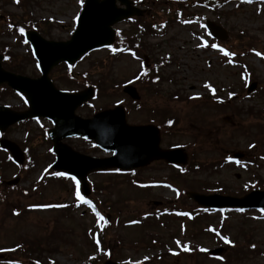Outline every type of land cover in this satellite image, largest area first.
I'll use <instances>...</instances> for the list:
<instances>
[{
    "label": "rangeland",
    "instance_id": "obj_1",
    "mask_svg": "<svg viewBox=\"0 0 264 264\" xmlns=\"http://www.w3.org/2000/svg\"><path fill=\"white\" fill-rule=\"evenodd\" d=\"M144 1L152 3V16L139 24L146 27V22L156 29L149 26L151 32L143 35V46L138 44L144 48L139 49L141 58L131 51L115 55L117 48L100 50L71 68L76 81L65 80L63 64L50 75L60 89L100 81L99 95L80 116L127 103L130 124L151 120L156 125L162 118L172 119L167 134L160 125V146L182 148L188 157L187 168L155 162L127 175L90 174L88 197L99 206V215H95L88 204L78 203L72 179L59 178L49 170L54 157L49 144L38 136L41 131L32 123L27 126L31 134L23 133L27 127L14 126L7 137L20 143L28 140L31 148L26 165L9 163L4 176L11 180L21 174L22 180L18 189L9 192L8 200L0 202V248L21 241L32 247L45 245L58 264L88 257L102 264L108 256L128 264H264V212L200 211L184 195L193 191L242 197L264 190V1ZM82 3L0 0V53L7 45L15 70L40 76L22 37V24H34L45 39L66 41ZM207 21L226 32L225 41L209 36ZM146 62L153 70L159 69L160 81L140 92L142 101L135 108L121 90L133 76L138 77ZM251 83L254 90L247 93ZM7 91L8 105L18 108L20 99ZM66 143L88 156L107 157L89 142L74 139ZM233 153H240L242 159L233 160ZM173 211H189L195 217L173 215ZM109 215L106 226L101 217ZM93 231L104 232L102 245L107 252L95 251L90 240ZM214 249L222 250L219 257L205 254Z\"/></svg>",
    "mask_w": 264,
    "mask_h": 264
},
{
    "label": "water",
    "instance_id": "obj_2",
    "mask_svg": "<svg viewBox=\"0 0 264 264\" xmlns=\"http://www.w3.org/2000/svg\"><path fill=\"white\" fill-rule=\"evenodd\" d=\"M116 1L125 9L117 8ZM142 13L132 7L129 0H85L70 41H45L34 32L25 34L40 65L42 72L40 79L29 80L4 73L0 69V81L7 82L12 89L22 92L30 106L29 111L20 114L0 110L2 112L0 116L4 114L7 118L6 122H0V128L7 123L11 125L32 117H45L51 120L55 128L49 132V138L53 142L52 150L56 155L52 170L77 177L81 181L85 195L88 194L85 177L92 171L112 167L129 171L146 166L154 159L164 160L169 164L186 163V155L182 149L158 148L160 135L157 128L127 126L123 109L120 107L98 113L90 120H81L74 116L75 109L92 98V90L87 89L75 94L59 92L47 77L50 69L60 62L72 65L87 52L111 45L114 40V31L111 27ZM206 28L218 40L224 41L227 37L224 30L211 22L206 23ZM254 87L255 84H252L248 90L251 91ZM123 91L131 98L138 99L134 88L127 86ZM224 120L230 122L229 118ZM72 136L91 139L102 150L113 151L114 156L109 159H93L78 155L60 142L61 139ZM1 145L9 150L15 162L22 164L23 155L14 144L4 141ZM233 157L242 156L236 153ZM12 183L14 182L10 184ZM187 196L203 208L264 209V191H253L241 198L197 193H188ZM221 253V249L206 252L210 256H218Z\"/></svg>",
    "mask_w": 264,
    "mask_h": 264
},
{
    "label": "flooded vegetation",
    "instance_id": "obj_3",
    "mask_svg": "<svg viewBox=\"0 0 264 264\" xmlns=\"http://www.w3.org/2000/svg\"><path fill=\"white\" fill-rule=\"evenodd\" d=\"M144 2H141L143 5ZM2 55V60L0 65L2 69L8 73H15L17 75L24 76L20 71H14L13 65L9 62V58L6 55ZM53 71V70H52ZM30 77V76H29ZM36 78V77H31ZM8 86L6 84L0 85V107H10L7 102L8 98ZM19 109H13L12 111L21 112L26 110V107L20 104ZM2 112H0L1 114ZM7 118L6 115L0 116V122H6ZM9 129L7 128L3 133H0V141L2 139L10 140L7 137V132ZM9 153L3 150L0 147V200L7 201L8 200V187H5L6 180L4 176L8 171L9 165ZM48 248L45 245L41 246H25L21 244L16 245H5L0 249V264H57L53 260V256L50 254L52 251H47ZM95 261H89V259H85L82 261L72 260L70 263L67 264H96Z\"/></svg>",
    "mask_w": 264,
    "mask_h": 264
},
{
    "label": "snow or ice",
    "instance_id": "obj_4",
    "mask_svg": "<svg viewBox=\"0 0 264 264\" xmlns=\"http://www.w3.org/2000/svg\"><path fill=\"white\" fill-rule=\"evenodd\" d=\"M246 2L251 3L252 0H246ZM20 31H21V33H23V29H21ZM212 47H216V45H212ZM221 51H223V50L221 49ZM225 55H228V53L225 52ZM257 55H260V54L257 53ZM206 86H207V85H206ZM169 123H171V121H169ZM55 175L60 176V175H64V174H63V173H55ZM72 179H75V178H72ZM75 195H76V199L82 201L84 204H89V203H90L89 201L85 200V199L83 198V196H81L79 189L76 191ZM14 214H15V213H14ZM97 215H99V213H97ZM101 220H103V217H101ZM223 239H224V242H225L226 244L229 243V241H228L227 238H223ZM253 247H254V246H253ZM184 250H185V251H188L187 246H184ZM201 251H203V249H201Z\"/></svg>",
    "mask_w": 264,
    "mask_h": 264
}]
</instances>
